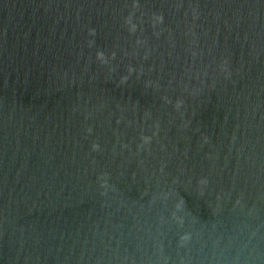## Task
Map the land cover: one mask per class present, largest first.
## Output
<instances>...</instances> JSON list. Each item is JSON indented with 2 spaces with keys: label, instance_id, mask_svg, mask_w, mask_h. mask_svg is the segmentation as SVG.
I'll use <instances>...</instances> for the list:
<instances>
[{
  "label": "water",
  "instance_id": "water-1",
  "mask_svg": "<svg viewBox=\"0 0 264 264\" xmlns=\"http://www.w3.org/2000/svg\"><path fill=\"white\" fill-rule=\"evenodd\" d=\"M0 264H264V0H0Z\"/></svg>",
  "mask_w": 264,
  "mask_h": 264
}]
</instances>
